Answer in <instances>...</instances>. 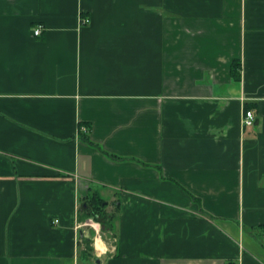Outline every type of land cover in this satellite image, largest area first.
Returning <instances> with one entry per match:
<instances>
[{
	"label": "crops",
	"instance_id": "crops-1",
	"mask_svg": "<svg viewBox=\"0 0 264 264\" xmlns=\"http://www.w3.org/2000/svg\"><path fill=\"white\" fill-rule=\"evenodd\" d=\"M0 264H264V0H0Z\"/></svg>",
	"mask_w": 264,
	"mask_h": 264
},
{
	"label": "trees",
	"instance_id": "trees-1",
	"mask_svg": "<svg viewBox=\"0 0 264 264\" xmlns=\"http://www.w3.org/2000/svg\"><path fill=\"white\" fill-rule=\"evenodd\" d=\"M239 69H240L239 63L234 62L233 66H232V74H233L234 78H236V79L240 78ZM246 109L247 110L251 109V107L247 106ZM93 195L88 197V201L86 202L87 209L84 210L83 220L88 218V217H92L96 220V222H100L102 224V228L104 231L112 230L113 226L109 223V221H111V216H109L105 212H104V214H100L103 209L105 211V207H106L105 205H107V204H104L105 202L101 197L95 196V194H93ZM85 244L89 248V245H88L89 241L88 240L85 241Z\"/></svg>",
	"mask_w": 264,
	"mask_h": 264
},
{
	"label": "rangeland",
	"instance_id": "rangeland-1",
	"mask_svg": "<svg viewBox=\"0 0 264 264\" xmlns=\"http://www.w3.org/2000/svg\"><path fill=\"white\" fill-rule=\"evenodd\" d=\"M247 110V109H246ZM107 210V209H106ZM104 212L106 213V214H108L109 216H111V221H109V223L114 227L115 226V214L111 211H104V209L101 211V213L100 214H104ZM91 221H92V219H91ZM96 221V220H95ZM92 224H94V223H92ZM112 227V228H113ZM257 236H258V234H257ZM260 236V235H259ZM246 239H247V242L248 243H250V241L251 240H253V238L250 236V235H246ZM94 241V240H93ZM107 242V243H109V242H114V237H113V233H108L106 236H104V242ZM95 242V241H94ZM105 242V243H106ZM92 244V242H90L89 241V244L88 245H91Z\"/></svg>",
	"mask_w": 264,
	"mask_h": 264
},
{
	"label": "built area",
	"instance_id": "built-area-1",
	"mask_svg": "<svg viewBox=\"0 0 264 264\" xmlns=\"http://www.w3.org/2000/svg\"><path fill=\"white\" fill-rule=\"evenodd\" d=\"M85 22H89V20H86ZM42 32V28L38 27L35 30V35H39ZM255 124V116L254 113L251 110H246L244 113V121H243V125L245 127H253ZM56 223L58 221H55Z\"/></svg>",
	"mask_w": 264,
	"mask_h": 264
},
{
	"label": "bare ground",
	"instance_id": "bare-ground-1",
	"mask_svg": "<svg viewBox=\"0 0 264 264\" xmlns=\"http://www.w3.org/2000/svg\"><path fill=\"white\" fill-rule=\"evenodd\" d=\"M96 245H97V248H98V249H101V248H102V245H101V243H100V240L98 241V243H97Z\"/></svg>",
	"mask_w": 264,
	"mask_h": 264
}]
</instances>
